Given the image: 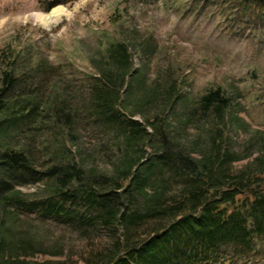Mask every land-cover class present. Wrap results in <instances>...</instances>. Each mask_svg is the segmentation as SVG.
<instances>
[{"label": "rangeland", "instance_id": "374dc122", "mask_svg": "<svg viewBox=\"0 0 264 264\" xmlns=\"http://www.w3.org/2000/svg\"><path fill=\"white\" fill-rule=\"evenodd\" d=\"M54 1L0 0V53L9 43H30L54 65L35 79L36 96L28 93L18 99L19 109L35 104L29 118L0 110L8 137L30 147L39 162L77 156L97 174L117 176L116 165L123 166L126 160L122 153L142 159L150 156L151 144L143 145L144 150L137 149V143L112 150L106 143L102 150L104 138L111 141L117 136L116 141L123 143V137L102 133V124L88 118L94 109L91 82L98 74L92 60L121 40L128 43L140 77L135 91L123 102L124 111L143 122L163 115L167 126L180 131L177 135L192 157L212 158L215 143L223 141L232 173L264 168V12L242 0H59L48 9ZM56 7L66 11L48 26L43 16ZM174 87L181 95L179 101ZM219 87L232 96L223 117L224 132L217 114L201 109L202 96ZM59 93L74 111L77 137L63 144L58 143L63 138L50 111ZM43 185L19 188L25 199L35 201L41 198ZM183 187V182L160 166L151 167L145 184L149 194L161 192V206L171 197L174 201ZM9 211L14 216L13 238L35 247L28 255L31 260L64 258L68 264H84L91 251L115 247L123 233L111 232L100 223L69 221L18 207ZM166 222L164 215L146 216L133 226L131 239L148 242L156 231L166 228ZM255 249L240 261L231 256L236 248L224 245L212 264H264V244ZM154 264L180 262L172 257ZM183 264L206 263L192 256Z\"/></svg>", "mask_w": 264, "mask_h": 264}, {"label": "trees", "instance_id": "16d2710c", "mask_svg": "<svg viewBox=\"0 0 264 264\" xmlns=\"http://www.w3.org/2000/svg\"><path fill=\"white\" fill-rule=\"evenodd\" d=\"M242 1L264 12V0ZM58 3L59 0H55L48 9ZM113 19L117 24L118 19ZM3 51L0 55V110H11L16 118H29L35 104L19 109L18 99L22 94L36 96L32 89L35 79L46 73L48 65H54L30 43L27 46L22 42L9 43ZM92 62L98 74L91 82L94 109L88 118L102 124L105 128L102 133L114 132L123 137V143L116 141L117 136L111 141L104 138L100 142L101 149H106V143L112 150L137 143V149L144 150V146L151 144L153 151L144 159L126 151L122 153L126 158L123 166L116 165L117 176L99 175L77 156L70 159L62 155V158L39 162L30 147L8 137V125L2 124L1 119L0 264H68L64 258L41 261L28 258L35 247L33 243L13 238L14 216L9 211L13 207L69 221L100 223L111 232L123 231L115 247L108 251H91L84 264H154L172 257L179 258L183 264L190 262L192 256L212 264L220 257L224 245L236 248L231 255L235 260L245 261L256 251L257 244H264V168L232 173L231 156L222 148L223 141L215 143L212 158L192 157L177 135L180 131L167 126L163 115L157 114L143 122L124 111L123 102L135 91L140 78L134 67L133 53L125 41L112 42ZM174 90L179 101V90L176 87ZM231 98L219 87L201 99L202 111L217 114L221 132L225 131L223 117L231 106ZM53 105L51 116L63 138L60 136L58 143L73 142L77 139L73 109L60 93ZM7 120L10 121L8 117ZM147 123L152 126L151 130ZM152 166L164 168L171 178L184 184L180 195L174 197V201L172 197L164 201V206L159 204L161 192L149 194L145 190ZM39 183H44L40 188L41 198L25 199L19 187ZM163 215L166 228L156 231L150 241L131 239L132 229L139 220Z\"/></svg>", "mask_w": 264, "mask_h": 264}, {"label": "bare ground", "instance_id": "6f19581e", "mask_svg": "<svg viewBox=\"0 0 264 264\" xmlns=\"http://www.w3.org/2000/svg\"><path fill=\"white\" fill-rule=\"evenodd\" d=\"M65 11L66 9L63 8H59V7L54 8V10H51V12L43 16L44 22L48 26H50L53 23V21L55 19H58L62 14H64Z\"/></svg>", "mask_w": 264, "mask_h": 264}]
</instances>
